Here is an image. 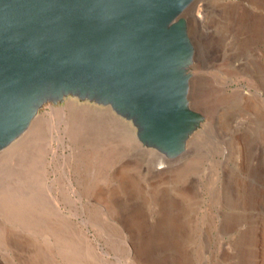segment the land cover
I'll return each instance as SVG.
<instances>
[{"label": "rangeland", "instance_id": "1", "mask_svg": "<svg viewBox=\"0 0 264 264\" xmlns=\"http://www.w3.org/2000/svg\"><path fill=\"white\" fill-rule=\"evenodd\" d=\"M197 9L201 13L199 18L196 16ZM182 17L193 47L188 103L193 111L204 118L188 138L185 150L177 157L168 158L142 145L132 123L118 116L110 107L79 101L74 97H67L56 104H44L28 129L18 138L22 145L29 143V148L27 145V148L15 147L16 139L12 146L10 144L9 148L0 151V186L7 188L0 187V264H45L46 261L48 264H65L52 248V237L42 230L52 225L59 229L56 228L60 231L62 242H70L80 264H139L136 263L139 260L141 264H264V0H199L195 6L190 4ZM56 109L61 111L58 113ZM76 109H79L78 113ZM90 112L94 114L90 116ZM84 115H88V123L95 121L93 125H98L89 127ZM97 115L99 118H95ZM63 116L67 117L66 120ZM69 117L71 122L68 124L66 121ZM108 120L112 124L116 122L121 129L110 122L108 124ZM85 121L87 125L83 123ZM102 122L105 128H102ZM99 124L101 127H98ZM108 125L118 131L115 133L112 128V131L106 128ZM85 126L89 127L88 130ZM39 128L42 130L36 131ZM122 129H125L122 132L124 135L118 134ZM87 131L92 135L96 133L93 135L95 140L103 141L101 137L105 138L106 134L107 137L112 134L114 140L119 139V142L111 140L112 137H109L112 142L104 139L113 145L106 156L107 163L112 161L110 165L106 163L100 168L93 164L86 176L96 189L110 194L107 201L100 203L92 195L79 197L64 181L63 162L70 160L72 163L74 157L84 151L80 142ZM77 132L81 137H78L79 134L75 136ZM55 135H62L65 141L59 149ZM90 136L84 138L92 139ZM123 137L128 142L121 139ZM158 163L164 167L157 170ZM124 166L129 169L124 174V181L115 180L112 174L121 173ZM70 176L78 191L80 175L70 173ZM128 180L133 182L131 193L128 191L131 198L127 194L128 186L124 185ZM154 184L157 192H165L166 199L170 197L173 202L171 204L168 200L171 215H181L185 221L184 233L175 225L169 226L174 236L185 238V243L178 247L169 245L167 241L164 247L158 239L156 230L159 223L155 216L158 212L155 198L158 193L148 191L149 186ZM123 191L127 194L126 199ZM14 193L19 194V199ZM12 194L17 197L14 202L26 203L28 197L30 201L25 205L30 219L43 223L42 228L35 227L29 231L30 228L23 229L7 219L4 221L3 209L10 211L11 202L3 200V197ZM51 195L57 198V206L50 200ZM94 204H97L96 208L91 207ZM123 205H126V209ZM136 205L142 206L143 212L146 211L142 223L123 216V211L124 214L128 213L127 208ZM40 208L45 215L40 213ZM47 212L49 217L46 216ZM175 212H180L179 216ZM26 231L30 234H25ZM64 232L68 234L64 236ZM58 246H61L60 243Z\"/></svg>", "mask_w": 264, "mask_h": 264}, {"label": "water", "instance_id": "2", "mask_svg": "<svg viewBox=\"0 0 264 264\" xmlns=\"http://www.w3.org/2000/svg\"><path fill=\"white\" fill-rule=\"evenodd\" d=\"M194 0H0V151L46 103L110 107L138 141L180 155L204 118L188 103Z\"/></svg>", "mask_w": 264, "mask_h": 264}, {"label": "bare ground", "instance_id": "3", "mask_svg": "<svg viewBox=\"0 0 264 264\" xmlns=\"http://www.w3.org/2000/svg\"><path fill=\"white\" fill-rule=\"evenodd\" d=\"M199 0H194L191 4H192V6H195L196 4H197V2H198ZM199 14H201L200 13V10L199 9H197L196 10V16L199 18ZM215 92V91H214ZM64 106H66V105H64ZM63 106V107H64ZM67 107V106H66ZM80 108V107H79ZM247 108V107H246ZM60 109V108H59ZM77 110V109H76ZM76 110H74V111H76ZM79 110V109H78ZM78 110H77V113H78ZM82 110V109H81ZM86 110V109H85ZM51 111V110H50ZM53 111H55V110H53ZM56 111L59 113L61 110H59L58 111V109H56ZM67 111V110H66ZM71 111H72V109H71ZM74 111H73V113H74ZM87 111V110H86ZM86 111H84L83 110V112H85L86 113ZM90 111V110H89ZM89 111H87V112H89ZM247 111H249V109L247 108ZM52 112V111H51ZM56 112V113H57ZM94 112V111H93ZM93 112H90V113H92V114H90V113H88V115L90 114V116L91 115H93L94 113ZM54 113V112H53ZM57 113V114H58ZM64 113V112H63ZM62 113V114H63ZM76 113V112H75ZM51 114V113H50ZM57 114H54V115H57ZM62 114H60L61 116L60 117H62ZM65 114V113H64ZM63 114V115H64ZM67 115H68V113H66ZM70 115H71V112L69 113ZM83 114V113H82ZM69 115V116H70ZM74 115V114H73ZM71 116V117H74V116ZM81 115V114H80ZM87 115V116H88ZM78 116V115H77ZM86 116V117H87ZM99 115H97V116H95V118L96 117H98ZM101 116V115H100ZM54 116H52V118H53ZM64 117V116H63ZM71 117H69L68 119H67V123L70 121L71 122ZM83 117V115H81L80 116V118H82ZM84 117H85V115H84ZM86 117H85V120H87L86 119ZM103 117V116H102ZM65 118V120H66V118L67 117H64ZM75 118H79V117H76L75 116ZM94 118V117H93ZM95 118H94V120H95ZM99 118V117H98ZM97 118V119H98ZM61 119V118H60ZM84 119V118H83ZM83 119H81V120H83ZM102 119V118H101ZM106 119V118H105ZM91 120H93L92 118H91ZM100 120V119H99ZM56 120H54V122H55ZM77 120H75V122H76ZM88 121H90V120H87V123H88ZM97 121V120H96ZM104 121V120H103ZM111 121V120H110ZM109 120H108V124H109V122H110ZM65 122V121H64ZM69 122V123H70ZM75 122H74V124H75ZM93 122H95V121H93ZM93 122H90V123H88V126L90 127V126H96V125H98V124H96V125H93ZM57 123H58V120H57ZM62 123V122H61ZM68 123V124H69ZM76 123H79V122H76ZM82 123V122H81ZM83 123H85V125H87V123H86V121L85 122H83ZM97 123H99V122H97ZM106 123V122H105ZM106 123V124H107ZM111 123V122H110ZM116 122H114L113 124H112V126L115 124ZM73 124V123H72ZM90 124V125H89ZM62 125H63V123H62ZM57 126H58V124H57ZM71 126V125H70ZM80 125H78V127H79ZM102 128H105V124H104V127H103V122H102ZM100 126V124H99V126L98 127H101ZM114 126H116V124L114 125ZM82 128H84L83 126H81ZM86 128L85 129H87V128H89V127H87V126H85ZM117 127V129H118V127L119 126H116ZM56 128V127H55ZM63 128V127H62ZM61 128V129H62ZM67 128H68V126H67ZM67 128H65V129H67ZM91 128H93V127H91ZM91 128H90V130H91ZM97 128V127H96ZM95 128V129H96ZM106 128H108V129H110V128H112V127H109V125L108 126H106ZM120 128V127H119ZM42 130V128H39V129H36V131H38V130ZM64 129V130H65ZM68 129H72V127H70V128H68ZM113 130H114V132L116 133L117 131H115L116 129H114V128H112ZM121 129V128H120ZM59 130V129H58ZM77 130V129H76ZM88 130V129H87ZM111 130V129H110ZM124 130V131H123ZM63 131V130H62ZM79 131V130H78ZM80 131H81V128H80ZM79 131V132H80ZM92 131V130H91ZM94 131V130H93ZM95 131H97V133H98V128L95 130ZM105 131V130H104ZM112 131V130H111ZM110 131V132H111ZM41 132V131H40ZM72 132V131H71ZM70 132V133H71ZM76 132V131H75ZM74 132V133H75ZM85 132V131H84ZM122 132H125V129H122V130H120V132L118 133V134H122ZM42 133H43V131H42ZM60 133V132H59ZM62 133V132H61ZM60 133V134H61ZM65 133V132H64ZM94 133V132H93ZM105 133H108L107 131H105ZM104 133V134H105ZM36 134V133H35ZM34 134V135H35ZM37 134H38V132H37ZM56 134H58V132L56 133ZM79 133L77 132V134L75 135V136H77ZM88 136H90L89 134H91V138L92 139H90V138H84V137H86L85 136V133H84V136L82 137L83 139H81V146H82V148L84 149V151H82L81 153H80V155L78 154L77 156L78 157H74V161L72 162V163H70L69 161L70 160H64V162H63V168L62 169H64V171L63 172H65V183H66V185H67V187L68 188H70L73 192H76V193H78V195H79V197H85V198H87V196L88 195H92L93 196V198H94V200L97 202V203H100V202H102V201H107L108 199H109V196H110V194H108V193H103L102 191H100V190H98V189H96V187H95V185L94 184H92L91 182H88V178H86V176L88 175V172H89V170L91 169V166L92 167H94L93 166V164H95L97 167H104V165L106 166V156H108L107 155V153L109 152V148L111 147V146H113V145H111L110 143L112 142L111 140H113L114 142H115V140H117V139H115L114 140V138L112 137V134L109 136L110 138L112 137L113 139H109V137H107L108 136V134H106L105 136V138H107L106 140L107 141H111V142H108L107 143V141H104V136L103 137H101L102 138V140L103 141H100V140H95L94 138V134H96V133H94L93 135H92V133H89L88 134V131H87V133H86ZM99 134H101V132H99ZM104 134H102V135H104ZM41 136V134H38V136ZM63 135V134H62ZM62 135H55V138L57 139V141H58V149L60 148V147H62L64 144H65V141H64V138H63V136ZM67 135V134H66ZM113 135H114V133H113ZM117 135V134H116ZM122 135H124V134H122ZM127 135H129V134H127ZM37 136V137H38ZM39 136V137H40ZM69 136V135H68ZM72 136V135H71ZM71 136L69 137V138H71ZM80 136V134L78 135V137ZM115 136V135H114ZM126 136V135H125ZM35 137V136H34ZM37 137H36V139H37ZM81 137V136H80ZM94 137V138H93ZM97 137H99V136H97ZM121 136H119L118 138H120ZM126 137H128V136H126ZM41 138V137H40ZM40 138L39 139H37L38 141L40 140ZM73 138V137H72ZM71 138V139H72ZM116 138H117V136H116ZM125 137H123V138H121V139H123L124 141H127L128 142V140H125L124 139ZM132 138V137H131ZM74 139H76L75 137H74ZM73 139V140H74ZM96 139H99V138H96ZM109 139V140H108ZM130 140V139H129ZM30 141V140H29ZM79 141V140H78ZM118 142H119V139L117 140ZM116 141V142H117ZM121 141V140H120ZM131 142H132V140H130ZM133 141H134V139H133ZM71 142H73V141H71ZM76 142V141H75ZM74 142V143H75ZM122 143H123V141H121ZM120 142V143H121ZM127 142H124V143H127ZM14 144H15V147H21L22 148V146H25V145H27V144H29V143H26V144H20L19 143V139H18V141L17 142H14ZM78 144V143H77ZM116 144H118V143H116ZM128 144V143H127ZM19 145H21V146H19ZM30 145V144H29ZM11 146H12V144H11ZM79 146V145H78ZM120 146H122L121 144H120ZM124 146V145H123ZM26 147V146H25ZM27 147H28V145H27ZM26 147V148H27ZM76 147V146H75ZM117 147V146H116ZM9 148V147H8ZM11 148V147H10ZM14 148V147H13ZM20 148V149H21ZM29 148V147H28ZM77 149H78V147H77ZM80 149H81V147H80ZM14 150H16V148L14 149ZM18 150V149H17ZM22 150H24V149H22ZM19 151V150H18ZM25 151V150H24ZM78 151H81V150H79L78 149ZM26 152V151H25ZM25 152H24V155H25ZM110 154H112V153H110ZM23 155V156H24ZM23 156H22V159L24 160L25 158H23ZM27 157H29V156H27ZM113 157V156H112ZM116 157H117V155H116ZM119 157V156H118ZM17 158V157H16ZM114 158V157H113ZM19 159V158H18ZM16 160V159H15ZM26 160V159H25ZM25 160H24V162H25ZM29 160V159H28ZM108 161V160H107ZM112 161V160H111ZM110 161V162H111ZM114 161V160H113ZM16 162V161H15ZM14 162V163H15ZM21 162H23L22 160H21ZM109 162V161H108ZM109 162V163H110ZM18 164L17 165H19V162H17ZM109 163H107V164H109ZM20 165H25V163L23 164V163H21ZM110 165V164H109ZM120 165H124V164H120ZM126 165V164H125ZM158 165H159V167H158ZM158 165H157V170L158 169H161V168H163L164 166L163 165H161V163H158ZM15 167V166H14ZM18 167V166H17ZM30 167V166H29ZM118 167H120V166H118ZM125 167V166H124ZM123 167V168H124ZM121 169V168H120ZM119 169V170H120ZM134 169V168H133ZM118 170V171H119ZM128 170L129 169H127V167H125L122 171H121V173L119 172V174H117V172H116V174H112V177L115 179V180H117V181H124V174L126 173V172H128ZM108 172V171H107ZM70 173H77L78 175H80V177H81V184H80V186H79V190L78 191H76V188H75V185H74V183H73V181H72V177L70 176ZM157 176V175H156ZM30 177H32V176H30ZM29 179V178H28ZM38 184V183H37ZM122 184H124V183H122ZM133 184V182L131 181V180H128L127 181V183L126 184H124L125 185V187L126 186H128V188L127 189H129V190H127V194L129 195V192H130V186ZM4 185V184H3ZM2 186V185H1ZM0 186V187H1ZM3 188H6V187H4V186H2ZM124 187V188H125ZM132 187V186H131ZM150 187V189L148 190L149 192H151V194H153L152 193V191L154 190V191H156L155 190V188H156V184H154V185H150L149 186ZM38 188V187H37ZM7 189V188H6ZM18 189V188H17ZM24 190V189H23ZM27 190H29V189H27ZM49 190V189H48ZM125 190H126V188H125ZM133 190V189H132ZM24 191H26V190H24ZM40 191V190H39ZM129 191V192H128ZM135 191V190H134ZM153 191V192H154ZM3 192V191H2ZM29 192V191H28ZM136 192V191H135ZM148 192V193H149ZM32 193H33V191H32ZM51 193H54V191L53 192H51ZM131 193V192H130ZM155 193V192H154ZM158 193V194H157ZM1 194V193H0ZM14 194H16V193H14ZM14 194H12V195H8L6 198L5 197H3V200H5V199H7V200H9L10 202H11V206H10V211L9 210H5V209H3V213H4V216L5 217H2L3 219H4V221L7 219V221H9L10 223H12L13 225H15V226H17V225H21L22 226V228L24 229L25 227L26 228H30V230L29 231H31V228H35V227H40V228H42L43 227V223H41V222H39V221H34V219H33V216L32 215H34V213L31 215L32 216V219L33 220H31L30 218V213H29V211H27L28 209V207H26V203H28V201H30L29 199H28V197H27V199H26V203H23V201L22 200H20V201H22V202H14L15 200H17L16 198L18 197V199H19V197L20 196H18L17 194V197L14 195ZM29 194V193H28ZM73 194V193H72ZM123 194H124V191H123ZM126 194V193H125ZM125 194H124V196H125ZM126 194V195H127ZM150 194V193H149ZM156 201L158 202L157 204H158V212H157V214L155 215L156 216V219L158 220V223H159V228H157V230H156V232H157V234H158V239H159V241L162 243V244H164V242H166L167 241V243L169 244V245H174V246H176V247H178V246H180V244L183 242V244L185 243L184 242V239L185 238H183V236L180 238V236L179 235H176V236H174L172 233H171V230L169 229V226H173V225H175L176 227H177V229H183V233L185 232V229L183 228V225L185 224V221H183L182 220V218L178 215V214H180V212L177 214L176 212V214L179 216V217H173V215H171V213L169 212V207H170V205L168 204V200L170 199V197L168 198V200L166 199L167 197H165L164 195L166 194L165 192L164 193H159V192H157L156 191ZM118 195V194H117ZM119 195H121V193H119ZM133 196H132V198L134 197V194H132ZM123 196V197H124ZM148 196H150V195H148ZM153 196V195H152ZM167 196V195H166ZM25 197V196H24ZM23 197V198H24ZM113 198H115L116 199V197H114V196H112ZM118 197V196H117ZM122 197V196H121ZM128 197H130L131 198V195H129ZM1 198V197H0ZM30 198V197H29ZM37 198V197H36ZM112 198V199H113ZM152 198H154V197H152ZM155 198H154V200H155ZM15 199V200H14ZM22 199V198H21ZM31 199V198H30ZM115 199H114V201H115ZM123 199V198H122ZM125 199H126V196H125ZM124 199V200H125ZM134 199V198H133ZM50 200L55 204V206H57L58 205V201H57V198L55 197V196H53V195H51L50 196ZM128 200H131L132 201V199H128ZM128 200H127V202H128ZM152 200V199H151ZM32 201H33V199H32ZM110 201H111V198H110ZM156 201H154V202H156ZM170 201H171V199H170ZM52 202H51V205H52ZM118 202V201H117ZM122 202V201H121ZM121 202H119L120 203V205H121ZM142 203H143V201H141ZM145 202V201H144ZM148 202V201H147ZM163 202V203H162ZM108 203V202H107ZM123 203V202H122ZM149 203V202H148ZM151 203H153V201L151 202ZM173 202L171 201V204H172ZM30 204V203H29ZM113 204H114V202H113ZM116 204V203H115ZM114 204V205H115ZM126 204H128V203H126ZM136 204V203H135ZM144 205H145V203H143ZM147 204V203H146ZM150 204V203H149ZM25 205V206H24ZM96 205L97 204H94V205H92L91 207L92 208H96ZM107 205V204H106ZM113 205V206H114ZM117 205H118V203H117ZM116 205V206H117ZM148 205V204H147ZM173 205H175V204H173ZM29 207H30V205H28ZM128 207H129V204L127 205ZM149 206V205H148ZM104 207V206H103ZM118 207V206H117ZM123 207H124V205H123ZM123 207H122V210H123ZM144 207V206H143ZM145 207H147L146 205H145ZM151 207V206H150ZM155 208H156V206H154ZM171 207H173V206H171ZM31 208V207H30ZM44 208V207H43ZM49 208V207H48ZM105 208V207H104ZM125 209H126V205H125V207H124ZM41 209V208H40ZM45 209V208H44ZM47 209V208H46ZM52 209H53V211H52V213L53 214H55V211H54V208L52 207ZM145 209V208H144ZM148 209V208H147ZM171 209V208H170ZM172 209H174L175 211H176V209L175 208H172ZM171 209V210H172ZM1 210V209H0ZM30 210V209H29ZM35 210V209H34ZM37 210V209H36ZM51 210V209H50ZM117 210V209H116ZM121 210V211H122ZM129 210V211H128ZM155 210V209H154ZM39 211V210H38ZM45 211V210H44ZM48 211H49V209H48ZM106 211V210H105ZM127 211H128V213H125L124 214V211H123V216H128V217H131V218H133V219H136L137 221H139V223H142V219L143 218H145L146 217V215H145V213H146V211L145 212H143V208H142V206H140V205H136V206H134V207H131V208H127ZM148 211V210H147ZM156 211H157V209H156ZM34 212V211H33ZM46 212V211H45ZM50 212V211H49ZM150 212V211H149ZM182 212V211H181ZM40 213H42V215L44 214V212H43V210L41 209V212ZM100 213V212H99ZM105 213H107V212H105ZM121 213V212H120ZM51 214V213H50ZM96 214H98V213H96ZM96 214H94V215H96ZM101 214V213H100ZM116 214V213H115ZM114 214V215H115ZM148 214V213H147ZM155 214V213H154ZM174 214V213H173ZM182 214V213H181ZM35 215H37V214H35ZM45 215V214H44ZM153 215V214H152ZM2 216V215H1ZM39 216V214L36 216V217H38ZM41 216V215H40ZM46 216H48V212H47V215ZM45 216V217H46ZM98 216V215H97ZM122 216V217H123ZM42 217V216H41ZM49 217V216H48ZM51 217V216H50ZM56 217V216H55ZM101 217V216H100ZM116 217V216H115ZM114 217V218H115ZM120 217V216H119ZM41 219V218H40ZM47 219V218H46ZM49 219V218H48ZM108 219H109V217H108ZM154 219V218H153ZM43 220V219H42ZM51 220H52V218H51ZM98 220V219H97ZM102 220V219H101ZM115 220V219H114ZM60 221V220H59ZM103 221V220H102ZM116 221V220H115ZM8 222V223H9ZM48 222H54V221H48ZM100 222V221H99ZM9 223V224H10ZM45 223V222H44ZM56 223V222H55ZM82 223H85L84 221H82ZM87 223V222H86ZM85 223V224H86ZM101 223V222H100ZM99 223V224H100ZM57 224H58V222H57ZM81 223H79V225H80ZM147 224V223H146ZM8 224H6V226H7ZM48 225V224H47ZM52 225V224H51ZM83 225V224H82ZM145 225V224H144ZM1 226V225H0ZM3 226V225H2ZM5 226V227H6ZM9 226V225H8ZM52 226H56V225H52ZM49 227V226H45L44 227V229H42L43 231H44V233L46 234V235H48V236H50V237H52V239L54 240V244H53V246H52V248H53V250L55 251V254H56V256H59L60 258H61V261L63 260L64 261V263L65 264H77L78 262H77V260H76V256H75V252H74V250L72 249V245L71 244H69V243H67L68 242V240L66 239V238H64V239H66L67 241L64 243V242H62V238H60V236H59V232L57 231V227ZM61 226V225H60ZM4 227V228H5ZM85 227V226H84ZM101 227H103L104 228V226H101ZM140 227V226H139ZM138 227V228H139ZM175 227V228H176ZM4 228H3V230H4ZM11 228V227H10ZM16 228V227H15ZM21 228V229H22ZM57 228V229H56ZM83 228V227H82ZM144 228V227H143ZM22 229V230H23ZM2 230V229H1ZM7 230V228L5 229V231ZM35 230V229H34ZM59 230V229H58ZM67 230V229H66ZM19 231V230H18ZM24 231V230H23ZM27 231H28V229H27ZM26 231V232H27ZM32 231H33V229H32ZM63 231H64V228H63ZM20 232V231H19ZM66 232V231H65ZM64 232V233H65ZM68 232V231H67ZM24 233V232H23ZM35 232H32V234H34ZM25 234H30V232L28 233H25ZM61 234V233H60ZM68 234V233H67ZM66 233L64 234V236L65 235H67ZM13 235H16L15 233L13 234ZM63 235V234H62ZM71 235V234H70ZM69 236V235H68ZM67 236V237H68ZM72 237H74V236H72ZM7 238V237H6ZM14 238H15V236H14ZM46 240L48 239V238H45ZM51 239V238H50ZM51 239V240H52ZM71 239V238H70ZM72 239H74V238H72ZM16 240H17V236H16ZM75 240V239H74ZM83 240H85V239H83ZM19 241V240H18ZM49 241V240H48ZM76 241V243H78L77 242V240H75ZM86 242V241H85ZM59 243H60V245L61 246H58L59 245ZM71 243H73V242H71ZM75 244V243H74ZM45 245H47V243L45 244ZM50 245H51V243H50ZM85 245V244H84ZM168 245V246H169ZM171 245V246H172ZM76 246L77 247H80V245L78 246L77 244H76ZM164 247H166L165 246V244L163 245ZM44 247V246H43ZM73 247H74V245H73ZM170 247V246H169ZM182 247V246H181ZM48 248V247H47ZM76 248V247H75ZM43 249V248H42ZM45 249H46V247H45ZM45 249H43V251L45 250ZM49 249V248H48ZM77 249V248H76ZM133 250H134V247H133ZM174 250V249H173ZM39 251H40V249H39ZM47 251V250H46ZM50 251V250H49ZM49 251H47V252H49ZM36 252V251H35ZM52 252V251H51ZM77 252V251H76ZM173 252V251H172ZM38 253H42V252H38ZM37 253V254H38ZM44 253V252H43ZM78 253H81V252H78ZM83 253V252H82ZM51 254V253H50ZM49 254V255H50ZM39 255V254H38ZM38 255H36V256H38ZM48 255V254H47ZM133 255V254H132ZM41 256H44V255H41ZM41 256H39L40 258H41ZM135 256V255H134ZM45 257V256H44ZM43 257V258H44ZM43 258H41V260L43 259ZM46 258V257H45ZM45 258H44V260H45ZM138 258V257H137ZM47 259V258H46ZM178 259V258H177ZM43 260V263L45 262ZM134 260L136 261V259L134 258ZM138 260V259H137ZM164 260V259H163ZM50 261V260H49ZM86 261V260H85ZM47 262V261H46ZM45 262V264H48V263H46ZM132 262V261H131ZM166 262V261H165ZM136 263H139V264H141V262H140V260L138 261V262H136ZM49 264H52L51 262H49ZM78 264H80V263H78ZM130 264V263H129Z\"/></svg>", "mask_w": 264, "mask_h": 264}]
</instances>
